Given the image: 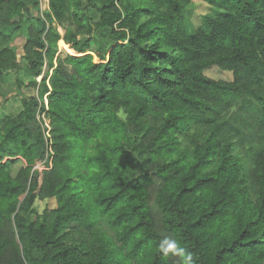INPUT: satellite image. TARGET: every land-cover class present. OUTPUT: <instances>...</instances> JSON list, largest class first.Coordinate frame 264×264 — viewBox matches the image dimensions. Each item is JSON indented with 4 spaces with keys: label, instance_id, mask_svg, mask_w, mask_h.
<instances>
[{
    "label": "trees",
    "instance_id": "obj_1",
    "mask_svg": "<svg viewBox=\"0 0 264 264\" xmlns=\"http://www.w3.org/2000/svg\"><path fill=\"white\" fill-rule=\"evenodd\" d=\"M201 1L189 33L191 0H0V97L35 92L0 106V264H264V0Z\"/></svg>",
    "mask_w": 264,
    "mask_h": 264
},
{
    "label": "rangeland",
    "instance_id": "obj_2",
    "mask_svg": "<svg viewBox=\"0 0 264 264\" xmlns=\"http://www.w3.org/2000/svg\"><path fill=\"white\" fill-rule=\"evenodd\" d=\"M48 0H39V8L41 13H45L48 11ZM219 11L215 7L208 5L207 3L201 0H191L190 4H188L183 9V16L185 19V25L187 31L189 33H193L199 27H204L206 24L204 23L203 17L205 16H214ZM67 25V22L58 23L56 21H52V26L60 33L63 34V28ZM27 32L17 33L15 38L13 39V45L15 46L18 56L20 57L23 54V45L26 40ZM59 50L58 54L63 58L67 52L66 47L62 44H58ZM44 71L47 70V66H44ZM207 76L212 78H222V79H230L231 74L229 72H222L220 69L216 67H212L205 71ZM40 80V77H38ZM27 82V79L23 78L22 72L18 70L11 71L7 74L6 81L1 87V92L3 97H0V106L3 110H11L16 109L17 106L20 105V96L22 94H35L34 91H28L24 84ZM12 105V106H11ZM48 123V120H45ZM39 169V168H38ZM54 200H37L35 203V208L38 212H42L45 208H52L55 206Z\"/></svg>",
    "mask_w": 264,
    "mask_h": 264
},
{
    "label": "built area",
    "instance_id": "obj_3",
    "mask_svg": "<svg viewBox=\"0 0 264 264\" xmlns=\"http://www.w3.org/2000/svg\"><path fill=\"white\" fill-rule=\"evenodd\" d=\"M47 124V123H46ZM36 168H44V164L41 162V163H38L36 166Z\"/></svg>",
    "mask_w": 264,
    "mask_h": 264
}]
</instances>
